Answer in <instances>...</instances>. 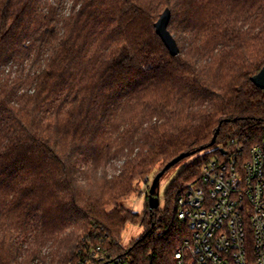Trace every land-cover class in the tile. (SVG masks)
Returning a JSON list of instances; mask_svg holds the SVG:
<instances>
[{
    "label": "trees",
    "instance_id": "obj_1",
    "mask_svg": "<svg viewBox=\"0 0 264 264\" xmlns=\"http://www.w3.org/2000/svg\"><path fill=\"white\" fill-rule=\"evenodd\" d=\"M166 9L176 57L155 29ZM263 68L264 0H0V264H32L50 241L58 264L88 241L110 260L176 264L181 189L232 140L261 141ZM195 151L163 209L124 206ZM128 225L144 231L124 247Z\"/></svg>",
    "mask_w": 264,
    "mask_h": 264
},
{
    "label": "built area",
    "instance_id": "obj_2",
    "mask_svg": "<svg viewBox=\"0 0 264 264\" xmlns=\"http://www.w3.org/2000/svg\"><path fill=\"white\" fill-rule=\"evenodd\" d=\"M231 146L181 189L178 219L190 235L176 264H264V131L248 153L238 140ZM83 248L75 264H132L127 257L110 260L101 244Z\"/></svg>",
    "mask_w": 264,
    "mask_h": 264
},
{
    "label": "rangeland",
    "instance_id": "obj_3",
    "mask_svg": "<svg viewBox=\"0 0 264 264\" xmlns=\"http://www.w3.org/2000/svg\"><path fill=\"white\" fill-rule=\"evenodd\" d=\"M186 38L189 36L186 35ZM181 46L183 47V44L181 42ZM185 160L184 162L180 163L179 165L173 167L168 172H166L163 177L160 179V189H159V200H160V207L163 209L164 203H165V192L167 188L170 186V184L173 182V180L176 178V176L192 161ZM122 162H119L117 160L113 161L111 164L107 166V171L109 175H114L118 172V169H120ZM84 166V165H83ZM83 168V167H82ZM159 166L153 171V173L150 175L148 183L145 184L143 181L139 184L138 189L139 191L135 194H133L128 200L123 202L124 206L134 212L137 213H145L147 210V198H148V191L149 187L152 184L154 178L159 173ZM144 229L138 225H128L126 227V231L123 233L121 238V243L124 247H128L130 243L139 237ZM64 241L61 244L60 249H63L64 251L66 244L68 245V241L66 239V236H63ZM72 244V243H71ZM118 244V243H117ZM52 245V241L48 242L47 245H44L39 248V253L36 255V258L32 264H58L59 259H55L53 255L51 254L53 252V249H50V246ZM23 249H29V248H35V242L34 237H29L25 239V241L22 244ZM63 247V248H62ZM106 249V248H105Z\"/></svg>",
    "mask_w": 264,
    "mask_h": 264
},
{
    "label": "water",
    "instance_id": "obj_4",
    "mask_svg": "<svg viewBox=\"0 0 264 264\" xmlns=\"http://www.w3.org/2000/svg\"><path fill=\"white\" fill-rule=\"evenodd\" d=\"M170 11L166 9L164 13L160 16L159 20L155 24L156 33L162 39L163 43L166 45L167 49L171 53L172 56L176 57L179 55L180 50L179 47L171 33L168 31V25L170 22ZM252 83L260 90L264 91V68L252 78ZM217 135L214 136L213 140L210 143V147L216 144ZM203 150V149H200ZM195 152L192 153H184L172 160L168 163L164 169L159 172L154 178L152 184L149 187L148 191V203L150 210L158 209L160 206L159 200V189H160V179L163 175L172 169L174 166L178 165L183 160L194 156Z\"/></svg>",
    "mask_w": 264,
    "mask_h": 264
}]
</instances>
